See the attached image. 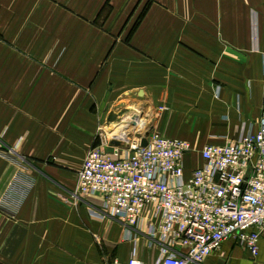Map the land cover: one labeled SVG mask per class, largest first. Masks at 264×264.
<instances>
[{
    "label": "crops",
    "instance_id": "0c3cea01",
    "mask_svg": "<svg viewBox=\"0 0 264 264\" xmlns=\"http://www.w3.org/2000/svg\"><path fill=\"white\" fill-rule=\"evenodd\" d=\"M263 111L264 0H0V264H152L143 233L77 197L87 149L137 117L190 143L188 177ZM203 264H264V233Z\"/></svg>",
    "mask_w": 264,
    "mask_h": 264
},
{
    "label": "built area",
    "instance_id": "2783aa9c",
    "mask_svg": "<svg viewBox=\"0 0 264 264\" xmlns=\"http://www.w3.org/2000/svg\"><path fill=\"white\" fill-rule=\"evenodd\" d=\"M132 125L126 134L102 131L85 153L76 195L100 198L89 214L143 233L159 250L152 264H203L227 239L256 255L264 233V111L255 130L204 145L188 177V141ZM114 264L146 263L131 256Z\"/></svg>",
    "mask_w": 264,
    "mask_h": 264
},
{
    "label": "rangeland",
    "instance_id": "374dc122",
    "mask_svg": "<svg viewBox=\"0 0 264 264\" xmlns=\"http://www.w3.org/2000/svg\"><path fill=\"white\" fill-rule=\"evenodd\" d=\"M127 121H121L118 123L117 126H115V129L112 130V133H117V132H122L123 130L125 131L124 133L122 134H126L127 130H128V123H126ZM143 121L141 120H136V121H133V124H135L134 126H137L136 128L137 129H141V127L145 126L144 123H142ZM111 128V127H110ZM120 129H122V131H120ZM106 132H108V130L106 129ZM193 151L190 152L189 154V157L188 158H184V167L186 168L187 167V164H189L190 162H192V158H193ZM21 161L23 163H29V164H33L30 160L24 158L23 160L21 159Z\"/></svg>",
    "mask_w": 264,
    "mask_h": 264
},
{
    "label": "water",
    "instance_id": "95a60500",
    "mask_svg": "<svg viewBox=\"0 0 264 264\" xmlns=\"http://www.w3.org/2000/svg\"><path fill=\"white\" fill-rule=\"evenodd\" d=\"M126 123L132 125V124H133V120H129V121H127ZM145 135H146V133H145ZM110 143H111V144H114V145H118V144H120L119 141H118V140H115V139H111ZM145 145H146V138H145V136H144V137H142V139H141V141H140V146H145Z\"/></svg>",
    "mask_w": 264,
    "mask_h": 264
},
{
    "label": "bare ground",
    "instance_id": "6f19581e",
    "mask_svg": "<svg viewBox=\"0 0 264 264\" xmlns=\"http://www.w3.org/2000/svg\"><path fill=\"white\" fill-rule=\"evenodd\" d=\"M135 114V113H134ZM144 127L142 126L141 129H143ZM124 133V132H123ZM122 134V133H121Z\"/></svg>",
    "mask_w": 264,
    "mask_h": 264
}]
</instances>
